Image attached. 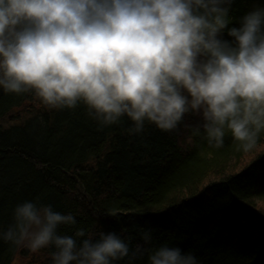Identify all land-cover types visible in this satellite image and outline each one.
Instances as JSON below:
<instances>
[{
  "label": "clouds",
  "instance_id": "1",
  "mask_svg": "<svg viewBox=\"0 0 264 264\" xmlns=\"http://www.w3.org/2000/svg\"><path fill=\"white\" fill-rule=\"evenodd\" d=\"M234 0H0V89L33 91L50 109L83 106L101 126L127 118L172 132L186 115L209 145L226 133L244 151L264 131V7L230 25ZM75 217L26 201L0 239L54 247L52 264H115L147 255L148 264H199L192 252L152 243L134 250L116 232L60 235ZM83 238V239H81Z\"/></svg>",
  "mask_w": 264,
  "mask_h": 264
},
{
  "label": "trees",
  "instance_id": "2",
  "mask_svg": "<svg viewBox=\"0 0 264 264\" xmlns=\"http://www.w3.org/2000/svg\"><path fill=\"white\" fill-rule=\"evenodd\" d=\"M255 7L264 0H234L229 26ZM199 123L189 114L172 132L131 134L127 118L101 126L83 106L50 109L33 91L0 89V231L18 204L38 201L75 217L60 235L116 232L134 250L151 230L145 247L178 246L199 264L264 261V181L252 180L264 178V131L249 151L230 133L215 148L194 132ZM21 244L0 239V264L28 254ZM54 251L34 252L29 264H52ZM115 264L148 260L130 252Z\"/></svg>",
  "mask_w": 264,
  "mask_h": 264
},
{
  "label": "rangeland",
  "instance_id": "3",
  "mask_svg": "<svg viewBox=\"0 0 264 264\" xmlns=\"http://www.w3.org/2000/svg\"><path fill=\"white\" fill-rule=\"evenodd\" d=\"M262 174H260V177ZM253 183H258L259 181H264V178L262 177L261 179L259 178H253ZM237 238V237H236ZM239 240V239H238ZM23 246V248L25 250H28V254H22V253H18L17 256L15 257V259L13 260L12 264H29V260H30V256L34 253L28 246H27V242H22L21 247ZM37 252V251H36ZM262 261H259L258 264H261Z\"/></svg>",
  "mask_w": 264,
  "mask_h": 264
}]
</instances>
